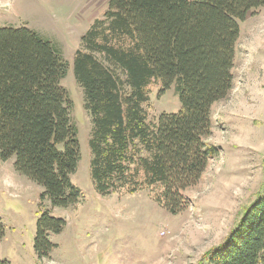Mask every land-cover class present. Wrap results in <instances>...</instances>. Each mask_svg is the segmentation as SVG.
Listing matches in <instances>:
<instances>
[{
  "label": "trees",
  "instance_id": "trees-1",
  "mask_svg": "<svg viewBox=\"0 0 264 264\" xmlns=\"http://www.w3.org/2000/svg\"><path fill=\"white\" fill-rule=\"evenodd\" d=\"M264 0H107L81 36L73 75L90 120L89 175L96 192L151 187L170 213L185 207L182 191L195 185L217 148L205 141L210 110L232 87L240 22ZM68 61L26 27H0V159L43 187L41 198L67 207L81 196L71 182L79 157L60 80ZM178 93L176 112L149 124L148 84ZM66 221L41 212L33 249L48 257ZM4 225L0 221V238ZM206 264L264 262V195L242 211L235 229L205 255ZM0 264H9L1 260Z\"/></svg>",
  "mask_w": 264,
  "mask_h": 264
},
{
  "label": "rangeland",
  "instance_id": "rangeland-1",
  "mask_svg": "<svg viewBox=\"0 0 264 264\" xmlns=\"http://www.w3.org/2000/svg\"><path fill=\"white\" fill-rule=\"evenodd\" d=\"M107 0H0V27L26 26L47 39L68 61L60 80L67 94L70 122L77 128L80 157L71 182L82 193L67 207L41 198L43 187L0 159V261L9 264H206V253L235 229L242 211L264 195V7L240 22L235 43L232 87L210 110L205 141L217 148L199 181L182 191L185 207L170 213L151 187L96 192L89 175L90 116L73 75V56L81 36L103 18ZM143 109L149 124L180 107L174 85L159 92L148 84ZM66 221L49 232L56 246L38 259L33 243L41 212ZM264 264V262L262 263Z\"/></svg>",
  "mask_w": 264,
  "mask_h": 264
}]
</instances>
